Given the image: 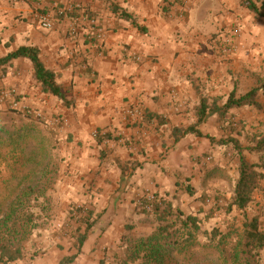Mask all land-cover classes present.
Wrapping results in <instances>:
<instances>
[{
    "label": "crops",
    "instance_id": "1",
    "mask_svg": "<svg viewBox=\"0 0 264 264\" xmlns=\"http://www.w3.org/2000/svg\"><path fill=\"white\" fill-rule=\"evenodd\" d=\"M58 10L66 14L55 18L54 28H42L40 13L55 16ZM249 12L241 0H0V58L22 46L38 47L71 101L64 106L44 93L27 58L0 68V97L15 92L25 104L65 121L56 134L65 168L62 203H91L98 220L76 264H113L102 249L107 245L112 257L121 256L129 223L140 235L155 230L153 215L139 211L138 199L157 195L174 205L181 176L199 178L200 166L187 151L192 145L196 155L212 148H201L202 141L216 134L217 111L233 91L240 97L258 89L257 104L234 109L233 120L243 129L234 136L243 143L264 134V17ZM222 16L227 20L220 24ZM231 19L241 37L238 54L226 57L211 39L224 35ZM203 100L212 111L198 124ZM190 126L197 132L176 141L174 130ZM244 155L264 163L262 153ZM258 200L264 222V195Z\"/></svg>",
    "mask_w": 264,
    "mask_h": 264
},
{
    "label": "rangeland",
    "instance_id": "2",
    "mask_svg": "<svg viewBox=\"0 0 264 264\" xmlns=\"http://www.w3.org/2000/svg\"><path fill=\"white\" fill-rule=\"evenodd\" d=\"M212 9L213 11L215 10L214 7ZM211 13H208V17L204 21L207 24L210 22ZM46 14L47 12L45 11L41 12L39 21ZM54 14L56 16L54 19L60 17L57 12ZM255 15L257 19L264 17L260 14ZM70 16L74 17L73 14ZM226 20L227 18L224 16L218 19L220 24L226 22ZM236 21L237 19H231V28L228 30H226L227 28L222 29L224 35L219 31L212 37L211 41L218 55L230 57L238 54V41L241 33H237L239 25ZM0 96H2L1 93ZM217 108L215 110H218ZM222 109L217 111L219 120L215 125L217 128H215L216 134L211 136L207 133V136L204 137L205 141H202L201 148L208 146L209 143L213 145L212 148L196 155V153H193L192 145L190 147L191 151H187V155L191 154L192 162L200 166L199 178L193 180L194 177L186 178V176H181L177 190L178 195L175 196L174 200L176 205L174 204L173 206L185 216L196 215L200 217L202 230L207 231L209 234H211L213 229L225 233L231 228H237L241 232L245 223L250 222L254 218L259 220L260 226L264 230V222L260 219L259 207H257L261 203L258 198L264 195V179L261 180L259 188L255 191L251 204L242 210L231 207L234 189L240 175L239 158L232 139L235 137L234 139L238 140L237 136L234 135H239L243 132V129L238 121L233 120L234 117L238 116L237 110H234L237 108L227 111V113H230V111L231 113H228L229 115L225 113V116H223ZM0 121L7 129L15 130L16 132L13 133L16 135H26L39 142L43 149L46 150V152H43L46 153L47 163H49L53 173L51 175L52 178H47L45 186H41L39 189L37 187L35 195L32 198H28L35 216L32 218L31 230L22 242L25 252L23 260L28 258L27 264H35V262L37 264H76L77 259L82 254V247L78 253V230L81 232L87 231L88 236V232L96 225L98 220L94 219L92 215L94 210L91 203H73L70 206H65L62 203L64 194L62 181L64 180L63 173L65 168L63 159L60 156L56 134L57 129L64 126V119L58 115L50 117L45 110L32 108L25 104L18 94L11 92L0 97ZM204 128H207V126H204ZM182 129L185 130L187 128L184 127ZM257 135L259 136L253 139H245L243 143L248 141V145H253L264 134L261 132ZM243 143L240 142L242 146L244 145ZM106 149H109V147L107 146ZM224 161L226 163L222 164ZM37 195L39 198L37 200L33 199ZM161 199H164V197L144 195L138 199L137 207L141 212L151 213L155 223H157L153 210L156 204L162 203ZM165 200L172 203L168 199ZM141 202L152 204V211L141 208ZM261 207L263 208V206ZM64 213L65 215H63ZM146 222H149V220L146 219L143 224H146ZM135 228L136 225L132 223L126 225V232L123 234L119 246L120 253H117V256L120 254L121 256L112 257L113 249L111 248L110 251L107 245L102 249L105 256L110 252L111 258H115L113 264H120L124 258L126 241L140 235ZM237 241L238 237L232 235L229 248L233 247ZM216 242L217 239L212 241L207 236H202L199 247L188 254L173 255L172 259L167 261V264H222L221 257L216 249ZM66 258H72V260L68 261V263H62ZM257 260H259L260 264H264V251L259 254ZM103 261L105 262L106 259Z\"/></svg>",
    "mask_w": 264,
    "mask_h": 264
},
{
    "label": "trees",
    "instance_id": "3",
    "mask_svg": "<svg viewBox=\"0 0 264 264\" xmlns=\"http://www.w3.org/2000/svg\"><path fill=\"white\" fill-rule=\"evenodd\" d=\"M241 4L251 12L264 16V2L261 6L254 0H241ZM27 58L34 67V79L41 84L43 92L60 99L69 106L67 92L56 80L53 71L46 68L40 59L38 47L22 46L7 56L0 58V68L13 59ZM258 89L237 97L233 91L222 112L234 108L257 104ZM210 107L205 100L198 109V124H201ZM212 111V109H210ZM15 130L7 129L0 121V262L12 263L25 257L23 240L31 230L34 213L28 198H32L47 178H52V169L47 163L46 150L39 142L26 135H16ZM197 132L195 126L174 130L178 135ZM201 136V133L198 132ZM239 158V179L232 197L231 207L244 209L253 201V195L264 179V164L248 161L244 152L264 154V135L253 145L243 147L237 139H232ZM45 151V152H43ZM261 169V171H260ZM39 196L33 197L37 200ZM153 210L157 225L149 235H139L126 241V253L120 264H167L173 255H184L200 246L202 236L216 242V249L222 264H260L258 257L264 251V230L257 218L245 223L244 229H229L222 232L213 229L211 234L203 231L201 218L196 215H183L171 202L161 199ZM232 235L238 237L237 243L229 248ZM87 238V231L78 230V253ZM66 258L62 263H68Z\"/></svg>",
    "mask_w": 264,
    "mask_h": 264
},
{
    "label": "built area",
    "instance_id": "4",
    "mask_svg": "<svg viewBox=\"0 0 264 264\" xmlns=\"http://www.w3.org/2000/svg\"><path fill=\"white\" fill-rule=\"evenodd\" d=\"M180 1L183 2V3L187 2V0H180ZM57 14L60 15V16L65 15L66 14V10H62V11L58 10ZM54 17L55 16H52L50 14H46L45 16H42L40 18L39 24L41 25L42 28H44L46 30H52L54 28V25H55ZM237 33H240L239 29L237 30ZM6 94H9V93H5V95ZM140 207L145 209V210H147V211H152V209H153V205L152 204L143 203V202H141Z\"/></svg>",
    "mask_w": 264,
    "mask_h": 264
}]
</instances>
